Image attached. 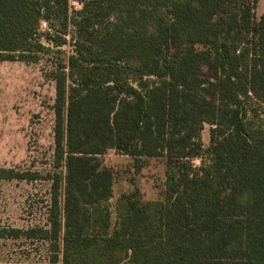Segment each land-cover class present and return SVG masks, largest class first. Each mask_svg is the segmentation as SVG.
I'll return each mask as SVG.
<instances>
[{
	"label": "trees",
	"instance_id": "16d2710c",
	"mask_svg": "<svg viewBox=\"0 0 264 264\" xmlns=\"http://www.w3.org/2000/svg\"><path fill=\"white\" fill-rule=\"evenodd\" d=\"M75 1L0 0V61L58 54L54 169L0 166V179L52 182L48 227L0 237L46 239L62 264H264L258 0ZM110 148L165 164L161 197L123 192L115 219Z\"/></svg>",
	"mask_w": 264,
	"mask_h": 264
},
{
	"label": "rangeland",
	"instance_id": "374dc122",
	"mask_svg": "<svg viewBox=\"0 0 264 264\" xmlns=\"http://www.w3.org/2000/svg\"><path fill=\"white\" fill-rule=\"evenodd\" d=\"M71 4L81 7L75 0ZM254 10L259 18L264 12V0H258ZM42 28H48L45 21ZM71 45L62 48L69 52ZM57 57V53H48L38 62L0 61V166L36 170L44 175L54 169L57 85L52 74ZM204 77H212L207 67ZM211 127L206 123L202 130L206 147L210 144ZM99 158L115 172L114 194L109 202L114 219L115 204L123 192L138 187L144 200L161 197L165 183V164L161 159L149 158L138 166L115 148ZM194 163L200 165L201 159H194ZM51 183L46 178L0 179V227H48ZM58 263L62 264L52 260L50 242L46 239L25 235L0 237V264Z\"/></svg>",
	"mask_w": 264,
	"mask_h": 264
},
{
	"label": "built area",
	"instance_id": "2783aa9c",
	"mask_svg": "<svg viewBox=\"0 0 264 264\" xmlns=\"http://www.w3.org/2000/svg\"><path fill=\"white\" fill-rule=\"evenodd\" d=\"M59 264V263H58Z\"/></svg>",
	"mask_w": 264,
	"mask_h": 264
}]
</instances>
